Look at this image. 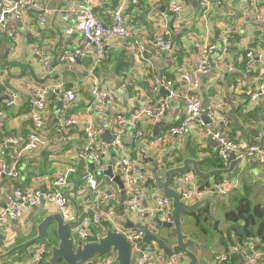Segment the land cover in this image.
I'll list each match as a JSON object with an SVG mask.
<instances>
[{"label": "crops", "instance_id": "1", "mask_svg": "<svg viewBox=\"0 0 264 264\" xmlns=\"http://www.w3.org/2000/svg\"><path fill=\"white\" fill-rule=\"evenodd\" d=\"M32 1V6L23 9L20 20L9 19V25L15 31L16 39L12 40L0 33V71L4 76V84L0 87L2 112L0 133L12 136L23 144L32 130L28 101L22 99L18 105L11 108L4 106L10 91L21 92L27 99V91L33 87L63 84L75 94L76 99L71 110L61 114L57 112L56 102L52 99L48 100L41 131L43 145L24 153L18 159L14 156L15 151L18 150L17 146L4 147L3 156L6 163L17 161L16 169L19 174L14 178H1L0 211L13 190L36 188L44 192L49 191L53 189L55 180L65 175L72 167L76 170L69 179L72 183L76 181L80 183L85 168L78 162L77 154L85 143L84 126L101 127L103 132L108 128L113 137L116 131L115 117L117 115L128 117L142 107L143 102L153 108L167 100L171 109L169 115L156 124L145 119L139 121V129L155 141L153 144L143 142L136 137L132 128L123 127L121 140L123 154L136 165L149 172L152 169L149 162L142 161L139 149V146H142L146 158H152L158 167L166 163L165 167L172 168L180 165L183 159L190 158L200 161L198 168L202 172L228 170L236 159L220 162L217 156V143L205 134L206 128L198 123H191L182 138L164 141L169 129L187 116L182 99L187 90V85L181 81L183 74H191L199 81V87L193 94L206 105L201 116L206 115L208 108L223 104V113L230 121L224 133L233 140L259 143L264 132V95L257 100H252L251 95L264 87V76L257 71H247L245 55L247 52L255 55L264 53V28L256 22L254 15V7L264 8V0H209L210 7L204 15L199 0H178L183 8L180 23L175 22L168 12L169 0H140L137 7L131 6L129 0H98L92 12L105 25L112 24L113 10L119 2H123L125 26L136 40L147 42L148 61L139 60L131 50L127 49L122 39L113 37L107 42L110 48L109 57L103 59L96 69L92 68L94 59L91 58H81L73 65L59 61L62 49H73L80 44L78 33L66 36L62 31L69 27V22L64 16L65 11L78 6L83 0ZM40 19L44 21L41 22ZM162 30H168L171 35L172 48L167 53L160 52L155 46V36ZM226 35L228 51L224 55L222 65L212 68L207 75H197L196 63L200 46L205 43L218 45ZM35 50L41 51L50 59L48 64L41 63L35 55ZM220 52L216 50L212 59L216 60ZM90 73L97 77L102 88L112 90L114 94L106 106V114L102 116L97 115L90 107L92 101ZM162 79L173 83L170 90L176 94L174 98L165 89L154 90V80ZM70 115L76 116L80 124L72 127L68 133H60L58 131L60 124ZM203 123L205 124L204 119ZM212 130L221 131V128L215 126ZM101 154L102 170H106L112 159L120 155L112 149L103 150ZM79 165L82 166V172L77 175ZM89 171H92L91 168ZM162 171L160 168L159 172ZM114 174L120 177L118 172L114 171ZM186 175L191 177L188 186L199 189L212 187L222 179L230 183L231 190L225 197L213 198L221 214L225 215L230 210H237L241 203L248 201L251 212L257 208L264 211V163L240 160L238 165L233 166L231 173L215 175L221 178L215 176L197 178L192 171ZM95 177L100 191L105 194L114 193V197L108 199L104 207L113 208L116 215L111 223H104L98 229L92 228L91 237L94 239L97 235H104L107 229L119 231L128 223L138 224L136 215L129 214L125 209L127 193L123 195L119 185L106 175H95ZM174 178L175 176L173 180ZM173 187L179 192L184 185L173 183ZM144 190L146 197L140 204L139 210L148 214L146 224L149 228L155 229L154 200L161 193L151 188L144 187ZM63 192L66 196L75 198L77 208H80L82 214H88L91 193L74 196L70 189H64ZM122 211L125 212V216L122 215ZM201 211L202 209L198 215H193L190 223L185 227V231L201 247L198 264H216L214 257L221 253L235 255L236 262L242 263L246 262L252 250L264 253V245L262 249H258L255 245V243L260 244L259 234L264 224V217H255L254 212L251 213L255 217L252 235L249 241L244 243L246 236L243 231V235L230 227L220 231V223L210 215L201 214ZM68 212L74 216L75 208L71 205L68 207ZM56 213L57 208L54 205L44 203L36 207H26L17 220L3 221L2 229L0 228V257L10 249L34 238L39 223L46 216ZM227 223L233 224L230 221ZM238 224L242 229L245 222L241 220ZM3 229L8 230L13 237L16 236L9 245L4 241L6 231ZM128 230L131 229H126ZM46 240L48 243L45 242ZM43 241L0 259V264H29L39 245L50 247V244L56 242L53 239ZM217 250L220 252H216ZM192 251L197 254L195 249ZM183 260L186 264V259Z\"/></svg>", "mask_w": 264, "mask_h": 264}, {"label": "built area", "instance_id": "2", "mask_svg": "<svg viewBox=\"0 0 264 264\" xmlns=\"http://www.w3.org/2000/svg\"><path fill=\"white\" fill-rule=\"evenodd\" d=\"M140 0H129L131 6L137 7ZM191 1V0H190ZM98 0H83L81 4L72 7L65 11V19L69 22V27L62 31L63 35H80V44L73 49H62L59 54L60 63L73 65L81 58L94 59L93 69L103 59H107L110 55V48L107 45L109 39L116 37L123 40L127 49L131 50L135 56L141 61H148L146 57V41L140 42L136 40L131 31L125 26L124 13L125 5L119 2L112 13V24L105 25L98 20L92 12V8L97 5ZM33 5L32 0H0V33L4 36L15 40V31L9 25V19H21L23 9ZM202 15L208 12L210 7L209 0H199ZM182 4L178 0H169L168 12L173 16L174 21L181 22ZM254 15L256 22L264 28V8L254 7ZM43 22V19H40ZM220 44V45H219ZM218 45L205 43L198 50L196 74L207 75L212 68L222 65L224 55L228 51V36L222 37ZM155 46L163 53H167L172 48L171 35L168 30H162L155 36ZM216 50H220V56L212 59V55ZM36 57L42 64L46 65L50 59L43 55L41 51L35 50ZM247 71H257L264 76V53L258 55L252 52H247ZM91 88V105L90 107L97 115L106 114V106L113 98V91L102 88L99 80L93 73H90ZM181 81L187 85L186 94L182 97L186 109V118L180 121L175 126H172L164 141H174L182 138L186 129L191 123H198L206 128L205 134L217 143V156L222 163L229 162L233 159L245 161H257L264 163V132L259 143L252 144L246 141L230 139L224 133L228 129L230 121L223 113V104L217 105L215 108L210 107L206 111L208 124H204L201 119L202 103L193 93L199 87L197 77L191 74H183ZM4 84V76L0 71V87ZM154 90L159 88L169 92L171 97L176 94L170 90L173 83L166 80H154ZM27 99L21 92L10 91L8 98L4 101L6 108H11L19 104L24 99L30 105L29 118L32 122V130L28 135L26 142L21 144L12 136H6L0 133V181L2 177L14 178L16 174L17 161L7 164L3 159V149L7 145L12 147L17 146L15 158L18 159L24 153L36 149L44 144L41 138V131L44 126L45 108L49 99L56 102L58 113H68L71 106L75 102V94L66 89L63 84L54 86H45L42 88L33 87L27 91ZM261 95H264V87H261L251 95L252 100H257ZM171 106L167 100L160 102L156 107H150L143 102L142 107L135 110L128 117L117 115L115 117L116 131L113 134L110 144H105L99 139L103 133V128L93 125H85L83 128L85 143L77 154L78 162L83 165L85 172L80 178L82 187L76 192V195L83 196L86 192L91 193V203L88 214L79 218V224L73 229L74 237L83 242L88 241L91 237L92 228H100L104 223H111L116 215L113 208L105 209V204L108 199L114 197V193L105 194L99 190V184L95 177V171H101L102 167V151L112 149L115 153L120 154L112 159L113 171L118 172L124 185L127 197L124 203L125 209L129 214L136 215L138 223L146 224V212L140 211L139 207L145 199L144 184L150 175V172L136 165L131 159L123 154L122 136L123 127L128 126L135 132L136 137L146 143H155L145 133L139 129V121L145 119L152 124L158 123L165 116L169 115ZM2 112L0 111V116ZM80 121L76 116L70 115L60 124L58 131L60 133H68V131L79 125ZM219 126L221 131H213V127ZM89 168L93 171H89ZM75 167H72L68 172L58 177L53 183V189L49 191H40L36 188L15 189L7 198L5 206L0 211V228L2 229L3 221H14L21 217L26 207H36L47 203L54 205L57 212H60L66 221H71L74 216L68 212V200L64 194V189H73V183L69 177L75 172ZM174 182L177 185H184L178 192L181 200L186 204H192L206 198H223L231 190L230 183L227 180H220L212 187L196 188L190 187L191 182L189 175L175 176ZM155 214L159 215L162 222L173 224L171 220L172 203L169 199L162 195H158L154 200ZM5 242L9 245L13 240V235L6 229ZM125 238L129 241L132 247L137 245L139 239L143 237L141 230H128L124 233ZM50 256V249L47 246L39 245L34 254L33 259L29 264H48L47 259ZM216 264H262L264 262V253L252 250L247 257L246 262H234L228 254L221 253L214 257ZM112 259H107L106 264H112ZM185 261L179 255L166 256L163 253L143 252L136 260L135 264H184Z\"/></svg>", "mask_w": 264, "mask_h": 264}, {"label": "water", "instance_id": "3", "mask_svg": "<svg viewBox=\"0 0 264 264\" xmlns=\"http://www.w3.org/2000/svg\"><path fill=\"white\" fill-rule=\"evenodd\" d=\"M194 5H196V2H194ZM205 106V103L202 104V110H205ZM201 119H204L205 124L209 123L205 114L201 116ZM99 139L105 144H110L112 140L111 131L106 128L99 136ZM139 149L142 161L149 162L152 166L151 175L147 178L144 187L146 189L158 190L162 196L171 201L172 225L162 222L159 215H156L153 220L155 229L139 223L136 225L128 223L124 229L119 231L107 229L104 235H97L93 241L83 242L75 238L73 234V229L78 226L80 218L77 203L69 196H66L68 202L75 208V215L71 221H66L60 212L46 216L37 226V235L34 238L10 249L0 259L50 237L56 242L55 244H50V256L47 259L48 264H106L107 259H112L113 264H135L143 252L152 254L163 253L166 256L179 255L186 259V264H198L200 259L198 254L201 255V247L197 241L189 236L185 231V227L190 223L191 217L198 215L199 211L206 205H208L210 216L220 223V231H225L230 227L240 235H243L239 224L227 223L226 216L217 210L216 202L213 198H206L192 204H186L181 200L175 187H173V183H175L173 177L176 175H186L190 171L197 178H210L215 175H223L231 173L233 166L240 163V159L233 161L228 170L202 172L198 168L200 161L190 158L183 159L180 165L172 168L165 167L166 163H162L158 167L152 158H146L142 146H139ZM160 168L163 170L162 172H159ZM101 174L106 175L115 184H118L122 194L125 195L124 185L120 177L115 176L112 162H110L106 170L95 171L96 176ZM122 209H124L123 205ZM122 215L125 216L124 211H122ZM126 229L141 230L143 232V237L138 240L135 247H132L125 238L124 233ZM192 249H195L197 254Z\"/></svg>", "mask_w": 264, "mask_h": 264}, {"label": "trees", "instance_id": "4", "mask_svg": "<svg viewBox=\"0 0 264 264\" xmlns=\"http://www.w3.org/2000/svg\"><path fill=\"white\" fill-rule=\"evenodd\" d=\"M29 134H30V132H29ZM28 134V135H29ZM28 137V136H27ZM27 137H26V139H25V141L23 142V145H24V143L26 142V140H27ZM3 159L5 160V158L3 157ZM220 160V159H219ZM6 161V160H5ZM220 162H222L221 160H220ZM222 164V163H221ZM79 168L77 169L78 171H77V175H80L81 174V172H82V166L81 165H79L78 166ZM16 176H18V171H17V169H16ZM216 177H218V178H221L220 176H215V178ZM217 178V179H218ZM220 180V179H219ZM82 187V184L81 183H78L77 181L75 182V183H73V189L71 190L70 189V192H71V194H74V196H76V192L80 189ZM52 190V189H51ZM72 196V195H71ZM74 201H76L75 200V198L73 197L72 198ZM68 206L70 207L71 206V204L70 203H68ZM79 209V211H80V219H82L83 218V216H85L86 214H82L81 213V210H80V208H78ZM252 212H254V216L255 217H259V218H263L264 217V211L263 210H261V209H256V210H253ZM251 211H250V204H249V202H244V203H241L240 205H239V208L237 209V210H230L227 214H225V216H226V220L227 221H230V223H233V224H238V222L239 221H241V220H244V222H245V225L243 226L244 228H242V231L245 233L244 235L246 236V239L244 240V243L245 242H248L249 241V239L251 238V235H252V226L254 225V222H255V217L254 216H252L251 215V213H252ZM201 214H207V215H210L209 214V210H208V205H206L204 208H202V211H201ZM207 219V218H206ZM95 229H98V228H95ZM93 232V231H92ZM48 240H50L51 238L50 237H48L47 238ZM95 239V238H94ZM92 237L91 238H89L88 239V241H93L94 240ZM240 241L242 242L243 240H242V238L240 239ZM259 241H260V244L258 245V244H256L255 243V245H256V247L258 248V249H262V246L264 245V224H263V227H262V229H261V232H260V234H259ZM44 241H42L41 243H43ZM226 254H228V253H226ZM229 255V254H228ZM231 255V254H230ZM232 256V255H231ZM236 258H237V256H235V255H233L232 256V259H233V261L234 262H236ZM238 258H240V256L238 257ZM238 261V260H237ZM62 263V262H61ZM238 263H242V262H239L238 261Z\"/></svg>", "mask_w": 264, "mask_h": 264}, {"label": "rangeland", "instance_id": "5", "mask_svg": "<svg viewBox=\"0 0 264 264\" xmlns=\"http://www.w3.org/2000/svg\"><path fill=\"white\" fill-rule=\"evenodd\" d=\"M248 202H250V201H248ZM251 202L254 204V202H253V201H251ZM231 206H232V208H234V205H232V204H231ZM13 239H16V236H14V237H13ZM45 242H46V243H48V241H47V240H46ZM216 252H220V251H219V250H217ZM204 260H205V259H204Z\"/></svg>", "mask_w": 264, "mask_h": 264}]
</instances>
